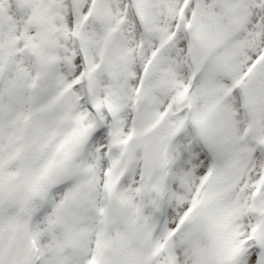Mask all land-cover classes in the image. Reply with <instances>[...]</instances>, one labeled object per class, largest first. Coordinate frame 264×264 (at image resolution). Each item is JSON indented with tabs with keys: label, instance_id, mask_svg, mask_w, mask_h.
<instances>
[{
	"label": "snow or ice",
	"instance_id": "6c2138e0",
	"mask_svg": "<svg viewBox=\"0 0 264 264\" xmlns=\"http://www.w3.org/2000/svg\"><path fill=\"white\" fill-rule=\"evenodd\" d=\"M0 264H264V0H0Z\"/></svg>",
	"mask_w": 264,
	"mask_h": 264
}]
</instances>
